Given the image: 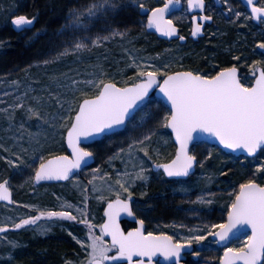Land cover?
<instances>
[{"label": "rangeland", "instance_id": "obj_1", "mask_svg": "<svg viewBox=\"0 0 264 264\" xmlns=\"http://www.w3.org/2000/svg\"><path fill=\"white\" fill-rule=\"evenodd\" d=\"M111 1L90 0L81 6L72 7L82 14V23L78 27L70 26L71 8L65 10L62 24L54 28L52 33H47L46 50L40 47L37 52L33 48L36 54L30 53L29 61H23L19 71L14 68L5 69L0 59V184L7 182L13 196L11 205L0 203V220L18 223L29 215L35 216L39 211L49 210L73 211V215L78 216L77 222L66 218L48 222L52 218H41L35 224L0 232V264H24L21 253L26 246L32 245L34 248L40 243L60 238L67 242V249L65 247V251L58 254L54 264L75 260L74 253L80 259H85L87 251L76 237L88 234L85 220L97 226V236L101 234L98 226L104 220L106 200H100V196L115 198V188L112 186L122 179L132 193L130 201L134 213L145 221L146 232L167 231L177 238L187 235L189 228L206 224L208 220L217 223L226 219L228 205L234 199V192L239 190L240 183L248 179H256L257 183L264 182V171L256 167L264 163V150L248 158L227 154L206 143L192 146L204 163L197 164L195 172L187 179L169 180L161 171H153L152 165L167 162L175 149L168 129L165 127L160 132V137L167 143L161 141L153 145L154 150L159 149L160 156L157 158L153 154L152 163L144 156L141 147L129 151L128 145L140 139L160 114L169 111L160 100L154 98L127 122L124 130L83 146L95 157L91 166L65 182L34 184L35 171L40 162L36 152L46 157L49 153L67 154L65 128L72 123L80 97L85 94L96 96L105 82L110 81L119 87L135 84L141 80L140 69L145 68L146 64L162 66L168 72L201 69L204 73L211 71L215 74L220 68L219 56L223 54L227 58L226 64L236 63L239 75L243 77L242 82L251 86L254 74L250 66L253 61L264 60V49L258 44V41L264 40V20L253 22L238 0H228L227 5L221 0L223 8L219 12L210 8L211 13L217 17L216 21L205 30L202 40L186 44L167 42L155 34L148 33V36L140 31L133 35L116 28L107 34H104L103 28L95 31L92 24L103 17L105 7L113 8ZM135 1L147 5L157 0ZM20 3L22 0H0V52L7 44L2 28L8 24H12L21 36H27L31 42L47 32L45 28L27 35L33 24L13 25L14 20L25 19L17 12ZM209 5L213 6L211 2ZM229 6L244 15L237 17L227 12ZM174 22L181 26L183 32H189L185 10L174 17ZM88 26L92 27L95 34L82 36L81 30ZM61 39V47L64 48L55 56L56 52L48 47ZM67 41L77 44L85 52V57L81 55L82 58H78L82 61L80 64L76 63V59L70 62L64 59L67 54L75 55L69 47L65 48ZM55 43H52V47ZM237 57L241 59L237 61ZM17 104L21 107L16 108ZM32 111L38 112L40 117L33 116ZM9 114L13 115V119H9ZM37 146L46 151H39ZM208 152L212 156L209 157ZM12 158L17 161L15 165L10 163ZM141 167L145 169L147 180L136 177ZM129 177L135 178V182L131 183ZM198 196L212 203H201L197 200ZM121 198L128 199V196L124 194ZM67 204L73 207H67ZM77 205L85 210V215L78 214L75 210ZM248 235H241L228 246L240 247L247 242ZM193 246L194 250L188 255L189 262L186 261V264H216L223 254V249L210 236ZM195 252H199V256L194 255ZM38 253H43V250ZM112 254L113 250L109 252V255ZM50 258L54 256L49 257L45 264L52 263Z\"/></svg>", "mask_w": 264, "mask_h": 264}, {"label": "snow or ice", "instance_id": "obj_2", "mask_svg": "<svg viewBox=\"0 0 264 264\" xmlns=\"http://www.w3.org/2000/svg\"><path fill=\"white\" fill-rule=\"evenodd\" d=\"M173 2L179 0H167L163 6L152 7L147 19L150 25H154L160 33L167 36L178 34V29L171 19L166 18V12ZM228 4V0H223ZM189 7L199 9L204 12L211 5L205 0H188ZM254 18L264 20V0H247ZM227 12L233 13L237 17L244 14L235 11L232 6L227 8ZM81 13L78 9H71L70 26H80ZM195 22L197 17L193 16ZM203 21H211L212 15L204 14L200 17ZM14 26L31 25L35 23V18H25L23 21L13 22ZM202 31L201 23H194L192 35H197ZM39 35V33H38ZM184 40V36H179ZM259 47L264 49V40L258 41ZM237 61L241 57L236 58ZM253 66H259L257 68ZM252 70L254 83L249 86L242 82L243 77L238 74L236 64L230 67H220L212 74L211 71L204 73L201 69L185 71H165L164 67L156 65L140 69V99L147 101L152 97L155 90L160 93L169 103V111L158 117L154 124L142 134L140 139L133 140L128 145L129 151L134 147H141L144 156L149 163H152V155L160 156L159 149H153L155 143L163 141L160 132L163 128H168L174 134L175 147L173 154L167 158L165 163H155L157 169H162L168 178L186 176L195 165H203L199 154L194 152L190 145L196 142V137L200 133H206L214 137L220 145L227 149H243L248 154H256L258 150H264V61H253ZM153 68L155 70H153ZM111 83V82H110ZM117 90L119 86H115ZM93 103L85 100L80 110L75 114V119L66 130L67 146L71 148L72 155L61 154L48 156H36L39 165L35 171V180L44 179H64L72 178L73 169H80L81 162L86 157H91L92 152L88 148L81 147V138H90L94 135L105 133L106 128L113 129L116 125L126 119V115H121L117 119H106L100 105L104 102L114 103L111 93L107 97H93ZM20 108L21 105H15ZM33 116L40 117L36 111H32ZM9 119L13 115L9 114ZM171 139V138H169ZM145 141H148L145 144ZM164 144L167 141H163ZM39 147V146H37ZM39 151H46L39 147ZM208 156H212L208 152ZM206 159V158H205ZM143 163V161H141ZM10 163H17L15 158ZM258 170L264 171V163L256 166ZM136 177L147 180L145 169L141 167L136 172ZM131 183L135 178L129 177ZM5 184H0V197L9 198V189ZM115 188L114 197L106 198L100 196V200H106L104 209L106 219L100 224L99 236L95 234L96 225L90 220H85L88 225V234L84 237H76L81 247L87 251L85 259H80L78 254L75 260L65 261V264H153L152 258L157 254H162L166 259L172 260L173 264H183V251L191 249L193 244L205 241L209 236L220 242L227 240L234 230L241 225L247 226L251 234L246 237L247 242L240 247L226 246L223 248V255L219 257L216 264H264V182L257 183L256 179H248L239 184V190L234 192V199L228 205L227 218L214 223L208 220L206 224L198 225L188 229V234L180 238L170 235L167 231L145 232L142 230L145 221H138L140 227H135L127 232L120 224L122 213L133 214L130 206L132 193L124 180L113 185ZM127 194L128 199H122V195ZM143 194V193H142ZM197 200L201 203L211 204L212 201H205L202 196ZM67 207H73L67 204ZM79 215H85V210L80 206H75ZM41 218H52L48 222H53L56 218H66L69 221L77 222L78 216L73 215V211H39L38 215H29L26 219H20L18 223L10 220H0V232H7L20 229L22 226H29L40 221ZM199 218V217H198ZM193 232L200 234L193 235ZM110 236V242L104 239ZM111 250H115V256L109 255ZM199 252L194 255L199 256ZM139 256L145 259H133Z\"/></svg>", "mask_w": 264, "mask_h": 264}, {"label": "trees", "instance_id": "obj_3", "mask_svg": "<svg viewBox=\"0 0 264 264\" xmlns=\"http://www.w3.org/2000/svg\"><path fill=\"white\" fill-rule=\"evenodd\" d=\"M89 1L90 0H22V3L17 6L18 15L29 19L35 18V23L33 24L31 31L27 32V35L36 31H42L45 28L47 29V32H45V35L38 36L35 41L31 42L27 40V36H21L20 32L14 29L12 24L4 26L2 31L4 39H7V44H5V47L0 52V59L2 60V63L5 64V69L10 70L14 68L16 71H19L23 67V61L25 63L29 61L30 58H28V55H30V53L36 54L35 50L38 52L40 47H45L44 49L46 50L47 33H52L54 28L56 29L62 24L64 11L69 8L72 9V7L81 6ZM111 2L113 8H109L108 6L105 7L103 17L92 24L93 27L95 26L93 28L95 31L99 28H103L104 34H107L116 28L115 30L118 31H128L131 35L136 34L137 32L139 33L140 31L141 33L145 32L146 35L150 36V34H148L145 30V26L143 25L144 19L139 12L140 7L143 5L142 1L112 0ZM52 21L54 22L52 23ZM55 22L57 23L54 24ZM91 28V26H88L82 29L81 35L87 36L88 33H91L92 35L95 34L94 31L92 32ZM100 37H103V35H100ZM218 42L222 41L218 40ZM52 43L48 48L54 50L56 52L55 56H57L64 48L61 47L63 46V41L61 39L55 43L53 47ZM66 47H69L70 52L75 55L67 54L64 59L68 62H70L71 59H76V63L80 64L82 61L78 60V58L81 57V55L85 57V52H82L81 48H78L77 44H71L70 41H67L65 48ZM33 48L35 50H32ZM226 59V55L221 54L218 59V65H220V67H230L231 65L226 64ZM17 66L19 67L18 69L15 68ZM192 67L193 66H190V68ZM258 67L259 66L256 68ZM91 97L92 96L89 94H85L80 97L79 102L85 98ZM153 99L154 97H151L149 101L151 102ZM156 201H159V199ZM62 241L63 239L60 238V240H48L47 242L40 243L34 248H32V245L26 246L21 253L23 256V258H21L22 262L24 264H45V261L49 259V257L54 256V258H50L52 260L51 264H54L59 257L58 254H60L61 251H65V247L67 249V242ZM42 250L43 253L37 254V252H41ZM186 261L188 263L189 259L187 258Z\"/></svg>", "mask_w": 264, "mask_h": 264}, {"label": "water", "instance_id": "obj_4", "mask_svg": "<svg viewBox=\"0 0 264 264\" xmlns=\"http://www.w3.org/2000/svg\"><path fill=\"white\" fill-rule=\"evenodd\" d=\"M241 2L246 6L247 10L251 14L250 8L247 5V0H241ZM186 7H187L188 14L191 15L192 18H193V16L197 17L195 22L192 19V24H193L192 29L194 27V23H201L202 24V31L200 33H198L197 35H195V36L192 35V30H191L190 38L192 40L196 41V40H198L199 38H201L204 35L203 34L204 24L205 23H210L211 21L205 22L202 19H200V17L202 15H204V12H201V10H199V9L190 8L189 4H188V0H187ZM180 9H181V1L179 0L178 3L177 2H173L169 6V9L167 10V12L165 14L166 18L168 19V16L172 12L178 11ZM140 12H141V14H147V17L150 14V11H148L147 9H141ZM251 17H252L253 22H255V23H257L260 20V19L254 18L252 14H251ZM145 30H146L147 33L155 34L158 38L163 39V40L171 41L173 39H178L180 44H184L185 41H186V39H184V40H180L179 39V36H180L179 33L178 34L174 33L172 36H167L164 33H160L159 30L156 29L154 25H150L149 24L147 18H146ZM258 68H257V72H258ZM238 74H239V70H238ZM252 83H254V80H253ZM115 86H117V85L112 83V82L111 83L110 82H105L101 86V88L99 90V93L96 96H94V97H107L108 94L111 93V95L114 98L115 102L114 103L104 102V103H102L100 105L102 112L105 113V118L106 119H117L121 115H126V119L122 123L116 125V127H114L113 129L106 128L105 129V133H103L101 135H94V136H92L90 138H87V139L81 138L82 139L81 147L89 145V144H92V143H95V142L101 140L105 136L112 135V134H115V133H119L120 131L124 130V128L126 127L127 122L140 109H142L149 102V100L144 101V100L140 99V95H141L140 81L135 83V84L127 85L125 87H119V89H122V91L117 90V88ZM152 97L157 98L158 100H160L169 109L168 101L164 98V96L160 93L159 90H155L152 93ZM92 98L93 97L85 98V99L81 100L79 105H78L76 113L80 110V106L85 100H87L89 103H93V99ZM74 119H75V115L73 117V120ZM168 131L170 132L171 137H172V141L174 143V134L171 132L170 129H168ZM64 142H65V147H66V150H67V154L68 155H72L71 148L69 146H67L66 132H65ZM196 143H206L208 145L218 147L220 150H222L223 152H225L227 154H232L234 156H244V157H248V158H253V157L257 156L260 153V151H261V150H258L256 154H248L243 149H240V150L227 149L223 145H220L218 143V141L214 137H212V136H210V135H208L206 133H200L199 135H197L196 142L194 144H196ZM194 144L190 145V147H192ZM174 145H175V147L178 146L175 143H174ZM94 162H95V157H94L93 154H92L91 157H86L85 160L81 162L82 166H81L80 169H73L72 177L77 172H79V171L91 166ZM196 166L197 165H195L194 168L191 169L186 176L173 177V178H168L166 176V174L163 172L162 169H157L155 167V164L152 165V170L155 171V172L156 171H161L163 173V175L169 180H183V179H187L189 176H191L195 172ZM65 181H67V180H64L62 178L61 179L51 178V179H44V180H41V181H36L35 180V175H34V180H33L35 185L57 184V183L65 182ZM2 184H5V183H2ZM5 186L8 187L7 184ZM12 201H13V196H12V191L10 189H9V198L8 199H5L4 197H0V203L11 205ZM130 206L132 208V212L134 213L131 201H130ZM105 207H106V205L104 206V209H105ZM103 213H104V220H105L106 219L105 211H103ZM226 218H227V215H226ZM104 220H103V222H104ZM139 220L140 219H138L136 214L133 215V214H129V213H122L119 222H120L121 227L123 228V230L125 232H127L128 230H130L132 228L140 227V225L138 223ZM124 222L132 223L134 225V227L125 229L123 227V223ZM145 229L146 228H145V223H144V226H143L142 230L146 232ZM248 233H249V235L251 234L250 229L247 226L241 225L240 228H238L237 230H234L232 233H230V236H229V238L227 240H225L223 242H220L218 239H216L214 241L216 242V245L219 248L223 249L224 247L228 246L231 241L239 238L241 235L248 234ZM105 238L108 240V242H110V239H111L110 236H105ZM193 250H194V246H192L191 249L186 248L183 251V253H182V255L184 257L183 264H186L185 263L186 257L189 254H191L193 252ZM111 256H115V253H113ZM133 259L134 260L135 259H145V260H147L148 258H142V257H139V256H134ZM152 260H153V264H173L172 260L166 259L162 254H157L154 258H152ZM124 264H128L127 260H124ZM237 264H242V262L237 261Z\"/></svg>", "mask_w": 264, "mask_h": 264}, {"label": "flooded vegetation", "instance_id": "obj_5", "mask_svg": "<svg viewBox=\"0 0 264 264\" xmlns=\"http://www.w3.org/2000/svg\"><path fill=\"white\" fill-rule=\"evenodd\" d=\"M181 1V9L180 10H178V11H174V12H172L169 16H168V19H171L172 21H173V23H175L174 22V17L177 15V14H179L180 12H182L183 10H185V12H186V18H187V21H188V26L190 27V29H189V32H183L182 30H181V26L179 25V24H176V26H177V28H178V33H179V35L180 36H184L185 37V39H186V41H185V43L184 44H186L187 42H195L194 40H192L191 38H190V33H191V30H192V26H193V24H192V16L191 15H189L188 14V12H187V7H186V4H187V0H180ZM167 2V0H157L156 2H154L153 4H147V5H142L141 7H140V9H139V12L141 11V9H147L148 11H150L151 10V8L152 7H156V6H163L165 3ZM205 2H206V4H209V2H211L212 4H213V6L212 7H210V8H212V9H215L217 12H219L220 10H222V8H223V5H222V1L221 0H205ZM238 2H239V5L241 6V8L244 10V11H246L250 16H251V14L249 13V11L247 10V8H246V6L241 2V0H238ZM210 8L209 9H206L205 11H204V14H208V15H212L213 16V19L211 20V22L210 23H205L204 24V27H203V34H204V32H205V30H207L209 27H211L212 25H213V23L216 21V16L215 15H213L212 13H211V11H210ZM225 14H226V12H224ZM140 14H141V12H140ZM144 18V22H145V25H146V18H147V14H141ZM224 17H226L225 15H224ZM251 19H252V17H251ZM253 21V20H252ZM260 21V20H259ZM258 21V22H259ZM199 39H201V38H199ZM198 39V40H199ZM167 41V40H166ZM171 41H177V42H179V40L178 39H173V40H171ZM171 41H167V42H171ZM197 41V40H196ZM139 219V218H138ZM123 227L125 228V229H127V228H131V227H134V225L132 224V223H128V222H124L123 223ZM113 253H115V250H113ZM188 257V256H187ZM187 257H186V260H187ZM186 260H185V262H186Z\"/></svg>", "mask_w": 264, "mask_h": 264}]
</instances>
